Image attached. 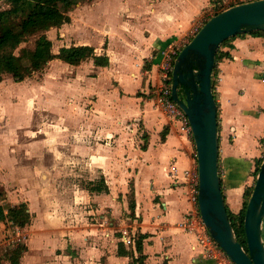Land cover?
<instances>
[{
  "label": "crops",
  "instance_id": "1",
  "mask_svg": "<svg viewBox=\"0 0 264 264\" xmlns=\"http://www.w3.org/2000/svg\"><path fill=\"white\" fill-rule=\"evenodd\" d=\"M214 1L91 0L71 11V21L59 30L62 35L72 30L76 43L65 47L89 45L97 54L109 57L104 67L96 66L93 59L71 65L75 67L77 99H96V105L105 110L103 134L110 136L104 144L73 145L74 162L88 164L94 174L89 181L103 178L109 191L80 188L63 195L64 201L54 212L50 193L34 186L22 190L20 183L11 186L3 179L12 171L11 162L1 155L0 188L5 198L0 204L8 212L10 207L26 203L31 214L30 223L23 228L26 255L22 264H215L204 253L196 233L183 225L185 216L195 209L184 177V171L195 164L194 138L155 106L163 51L168 44L187 39ZM219 51L213 89L218 104L221 167L227 156L244 157L257 138L264 139V36L241 34ZM15 115L17 127L29 125V115L22 109ZM131 120L142 122V133L121 127ZM116 153L125 159H117V163L131 169L132 207L125 199L115 198L112 190ZM125 178L122 174L118 180L125 182ZM222 185L226 205L238 214L243 207V190ZM84 201L92 203L90 208L82 204ZM119 213L128 214L130 225H123L126 221ZM8 222H0V237L10 232ZM123 227H131L144 237L141 251L137 242H123ZM120 244L128 255L118 254Z\"/></svg>",
  "mask_w": 264,
  "mask_h": 264
},
{
  "label": "rangeland",
  "instance_id": "2",
  "mask_svg": "<svg viewBox=\"0 0 264 264\" xmlns=\"http://www.w3.org/2000/svg\"><path fill=\"white\" fill-rule=\"evenodd\" d=\"M216 1L220 3L219 7L214 9L213 6H209L204 16L196 21V30L202 28L210 17L226 10L230 5L247 0ZM84 2L87 0H80L78 4ZM10 7L6 1L0 0L1 9ZM70 13L71 11L68 14ZM59 28L53 27L50 29L53 30L47 33L53 42L55 53H58L65 45L76 43L72 30L67 31L68 35H62L63 31ZM41 34L30 36L16 49L15 53L21 55L25 48L34 49ZM26 64L24 62L20 66L21 71ZM74 68L59 59H54L24 81H16L11 74H4L0 80V156L3 155L6 161L11 162L9 171H12L10 176L3 179L11 186L20 183L22 190L26 188L30 190L34 186L42 193L44 190L50 193L49 196L54 202L51 205L54 212L57 211L60 202L64 201L63 195L78 191L80 188L87 189L90 187L89 178L94 176L88 164L74 162L75 153L72 151V146L77 143L89 146L96 143L104 144L110 138L103 134L106 128L104 120L101 119L106 116L103 107L99 108L93 97L77 99L73 85ZM33 104H35L34 109ZM17 109H22L23 114L29 115L30 123L27 127H17L15 123ZM121 127L128 131L136 128L142 133V122L138 120L126 122ZM25 130L29 132L24 133ZM138 136L142 139V134L138 133ZM111 144L116 146L117 142H111ZM250 146L244 157L227 156L220 167L222 184L243 190V205L249 200L250 192H253L258 175V163L264 159V139L257 138ZM99 154L102 155L100 152ZM128 156L130 155L127 154ZM117 159L121 162L125 160L122 154L116 153V164L112 169V174L116 178H113L112 190L115 198L119 201L125 199L128 206L132 207L134 186L128 177L131 169L128 165L123 166L124 163L118 164ZM122 174L126 175L125 182L118 180ZM102 187L105 188L106 185L103 184ZM224 190L227 191V188ZM3 192L4 190L0 188V201L5 198ZM68 202H66L67 205ZM82 204L90 208L92 203L84 201ZM85 213L86 210H84ZM119 216L126 221L123 225H130L127 213H119ZM14 237L15 235L9 236L8 240ZM18 243L26 246L25 238L22 237L20 242L9 243L3 236L0 237V264H12V259L16 257L15 249ZM25 255L26 251L22 253L19 264H22ZM26 261L24 259L25 263Z\"/></svg>",
  "mask_w": 264,
  "mask_h": 264
},
{
  "label": "water",
  "instance_id": "3",
  "mask_svg": "<svg viewBox=\"0 0 264 264\" xmlns=\"http://www.w3.org/2000/svg\"><path fill=\"white\" fill-rule=\"evenodd\" d=\"M254 31H264V0L238 4L211 17L180 51L173 71V99L183 108L193 129L200 213L212 237L235 264H264V160L244 218L247 250L236 236L223 193L213 72L221 45Z\"/></svg>",
  "mask_w": 264,
  "mask_h": 264
},
{
  "label": "trees",
  "instance_id": "4",
  "mask_svg": "<svg viewBox=\"0 0 264 264\" xmlns=\"http://www.w3.org/2000/svg\"><path fill=\"white\" fill-rule=\"evenodd\" d=\"M11 7L8 9L0 8V80L4 74H11L18 82L24 81L34 72L43 69L54 59H59L70 65H78L88 59H93L96 66H108L109 57L99 55L96 49L89 45L70 46L60 48L58 53L53 51V42L47 36V32L53 27H61L63 24L71 21L70 11L75 9L80 0H4ZM91 1V0H87ZM19 18V19H18ZM42 33L36 41L34 49L25 48L21 55L15 53L20 45L35 34ZM250 34L264 36V31H254ZM241 35V34H239ZM238 36V35H237ZM231 39V38H230ZM226 40L221 46L227 44ZM220 51L217 53V58ZM26 62V66L21 71L20 66ZM214 87V82H213ZM264 159L258 163L257 174ZM222 179V178H221ZM98 181H90V187L87 189L91 192L103 193L108 192L109 188L102 178ZM106 187L103 188L102 185ZM252 193L249 194V199ZM248 201L238 214L233 213L227 206L230 220L234 227L236 236L242 245L248 250L246 233L244 228V218ZM9 220L16 226L25 227L31 221V214L26 203L10 207L6 212L5 207L0 204V222ZM143 236L139 235L137 240V249L142 250ZM26 251V246L19 244L16 249V257L12 259V264H19L22 253ZM118 254L128 255V251L123 244L119 245ZM139 260L138 259H135ZM214 261V260H212ZM215 262V261H214ZM215 264H217L215 262Z\"/></svg>",
  "mask_w": 264,
  "mask_h": 264
},
{
  "label": "built area",
  "instance_id": "5",
  "mask_svg": "<svg viewBox=\"0 0 264 264\" xmlns=\"http://www.w3.org/2000/svg\"><path fill=\"white\" fill-rule=\"evenodd\" d=\"M255 0H247L242 3L252 2ZM220 3L216 0L213 3V8L217 9ZM225 10V9H224ZM201 29V28H200ZM200 29L193 28L191 35L187 39L181 41H175L167 45V48L162 53V59L159 64L160 67V84L156 87L155 91V106L166 116L172 120L177 121L183 133L194 138L192 125L190 120L183 110V108L173 99L172 95V86H173V71L176 59L180 51L195 37V35L200 31ZM194 166L184 171V177L186 183L189 185L191 198L195 204L194 212L185 216L183 222L184 227L196 233L198 243L203 247L204 253L217 264H235L228 254L219 246L216 240L212 237L210 231L205 225L200 209H199V168H198V159L197 151H195ZM177 171V169H175ZM11 226L10 232L4 236L5 240L9 243L11 241L20 242L22 237H26L23 228L21 226H16L13 222L9 221ZM133 228H124L122 229V240L126 245H135L138 239V233ZM15 237L12 240H8L9 236ZM20 243H18L19 245Z\"/></svg>",
  "mask_w": 264,
  "mask_h": 264
}]
</instances>
